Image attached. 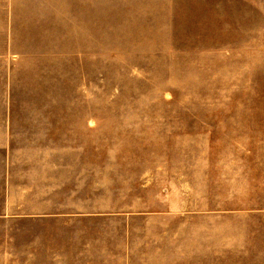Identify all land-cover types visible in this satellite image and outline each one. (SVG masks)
<instances>
[{
	"label": "rangeland",
	"instance_id": "1",
	"mask_svg": "<svg viewBox=\"0 0 264 264\" xmlns=\"http://www.w3.org/2000/svg\"><path fill=\"white\" fill-rule=\"evenodd\" d=\"M34 1L38 17L16 21L31 45L0 73V122L67 137L56 155L80 159V185L56 192L96 221L95 251L254 264V241L207 236L223 216L264 219V0ZM16 229L0 224V264H32L30 239L3 238ZM51 240V264L66 262Z\"/></svg>",
	"mask_w": 264,
	"mask_h": 264
},
{
	"label": "crops",
	"instance_id": "2",
	"mask_svg": "<svg viewBox=\"0 0 264 264\" xmlns=\"http://www.w3.org/2000/svg\"><path fill=\"white\" fill-rule=\"evenodd\" d=\"M32 3L33 0H0V73L15 65L14 57L25 49L22 48L25 44L31 45L32 31L17 26L16 21L18 16L26 21L38 17L31 12ZM9 112V109H0V116L9 115ZM55 130V126L48 124L0 122V219H3L0 224L18 228L5 233L3 238L30 239L32 264H51L54 255L61 253H52L51 239H64L63 250L72 254L65 257L67 260L62 264H119L117 254L102 256L95 251L100 247L98 243L106 238L101 237L100 232L87 230L88 224H96V221L86 219L85 209L72 208L70 203L65 206L64 198L68 192H56L63 190L65 184L69 186L73 174L80 185L81 161L56 155V148L61 152L68 144L67 137L61 133L56 135ZM72 163L78 164L74 172ZM56 196H60V200H56ZM219 224L213 229L208 226V239H224L223 242L238 239L244 243L250 239L255 243L254 264H264L262 216L238 220L237 226L223 216ZM26 227L29 229H24ZM120 236L124 238L125 232ZM124 240L114 239L110 249L119 250Z\"/></svg>",
	"mask_w": 264,
	"mask_h": 264
}]
</instances>
